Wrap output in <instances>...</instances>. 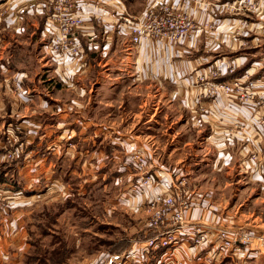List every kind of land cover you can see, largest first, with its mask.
Segmentation results:
<instances>
[{
    "label": "rangeland",
    "instance_id": "1",
    "mask_svg": "<svg viewBox=\"0 0 264 264\" xmlns=\"http://www.w3.org/2000/svg\"><path fill=\"white\" fill-rule=\"evenodd\" d=\"M118 1L123 3L126 12L105 11L94 16L109 13L117 17L116 14L121 13L138 17L140 14H134L142 9L145 2ZM29 23H33L34 27L28 26L21 34L7 28L0 30L3 37L0 60H12L9 69L12 72H25L27 84H24L37 93L28 108L14 116L10 114L8 96L0 98L6 104V108L0 110V129H9L4 133L5 137L0 133V147L4 145L6 149L5 161L7 164L19 161L33 144L20 139L12 129L13 125L35 119L34 123L43 129L42 134L45 125L52 128L61 119L51 113L57 107L65 109V113L60 115H63L66 123L78 121L76 125H60L59 134L51 133L53 137L43 145L46 169L37 177L39 181L34 176L35 180L27 181L21 191L14 188L15 184H19L16 183L17 178L21 176H13L9 179L12 183L7 182L12 194L7 201L3 199L4 195L0 197V214L6 213L9 223L17 220V227L11 224L13 231L10 236L14 237L19 232L20 238L18 244L9 247L8 260H2L0 264H92L102 254L103 264H106L110 259L108 252L127 250L134 241L144 239L143 233L137 235L135 228L146 214L131 209L139 204L141 192L135 185L132 186L126 171L119 173L120 161H115L114 155L104 158L102 163L105 167L89 169L93 171L90 175L89 167L86 169L77 155L85 152L89 158H93L94 151L99 148L104 151L98 146L99 140L90 145L84 141L80 131L87 121L110 126L113 123L116 130L132 128V134L145 139L144 144L154 152L152 158H157V164L168 168L165 177L173 182L178 176L184 177L193 198L203 196L211 202L221 198L233 201L230 207L238 210L236 216L249 213L247 221H254L252 223L264 229V188L240 173L235 158L230 165L220 168L217 152L206 140V130L187 124L186 113L176 103L163 101L153 85L134 84L126 77L124 83L116 88L115 84L121 80L117 77L120 78L121 70L126 69L118 64L121 59L119 50H125L122 41L114 44L106 54L100 50L102 55L99 52L93 55L86 75L75 80L70 88L55 75V67L47 55L50 40L47 42L41 36L36 20ZM262 53L264 55V50ZM32 108L35 110L32 111ZM73 129L76 132L70 133ZM56 134H63V139L55 140ZM111 147H114L113 144H108L105 149L111 151ZM119 152L121 150L114 148V154ZM123 169L126 170V166ZM119 177L122 184L116 183ZM180 191L182 198L184 192ZM39 195L43 196L34 198ZM12 204L25 206L13 211L10 210ZM230 209L227 207L224 213ZM20 215L21 221L17 219ZM241 264H264V257L252 256Z\"/></svg>",
    "mask_w": 264,
    "mask_h": 264
},
{
    "label": "crops",
    "instance_id": "2",
    "mask_svg": "<svg viewBox=\"0 0 264 264\" xmlns=\"http://www.w3.org/2000/svg\"><path fill=\"white\" fill-rule=\"evenodd\" d=\"M79 1L81 4L80 10L83 15H86L85 25L82 28V32L78 34L80 57L77 60L66 61L53 59L49 55V44L47 47V55L50 56L49 59H51L55 67L54 72L59 81L72 88L74 81L86 75L90 69L91 57L93 58V55H97L98 52L101 55L102 52L106 54L114 44L116 45L119 40L122 41V47L123 49L125 48V50L124 52L123 50H119L121 59L118 64L121 68L126 69L123 71L121 70L122 75L120 78L117 77V79L121 80L118 81V84H115L117 85L116 88H119V85L124 83L123 79L126 77L134 84L147 83L153 85L163 101H167L168 104L176 103L178 108L186 113L187 124L192 128L206 130V140L207 142L209 141L216 150L217 161L220 168L222 165H230L233 158H235L240 173L246 175L249 181L257 184L260 188H264V166L250 161L251 151L264 150V136L257 137L256 134L250 132L251 117L256 107H241L233 102V100L224 98L219 100L215 108L205 99H201L200 105H198V90L195 86V77L199 70L208 67H217L220 69V76L217 80L225 81L231 78V76L245 64L248 58L252 59V63L244 72H250L253 77H257L264 73V55L262 53L264 50V12L260 15L250 14L248 17L220 15L214 8L207 6L212 0H199V4L201 5L195 11L196 21L199 24L210 19L220 20L215 32H212L210 36H206V34L199 29L200 31L195 36L185 39L172 47H167L164 44L150 40H146L140 46L135 47L131 45L128 36L120 30L115 29L105 32L103 27L100 26L94 18L87 17L89 14L105 11L112 13L126 12L127 9L123 3L121 4L118 0H105L102 4L98 2L87 4L86 0ZM218 1L224 2L225 0ZM150 2L151 0H145L142 9L134 15L141 14ZM192 2L193 0L190 1L191 5ZM44 4L45 0H9L4 8H0V30L7 28L21 34L28 26L31 25L34 27L33 23H29L30 20H36L37 24L40 26L39 32L41 36L47 39L48 42L50 36L45 32L47 13L43 9ZM240 21H244L243 23L248 24L247 30L242 31L245 34L242 39L247 42L248 48L246 47L236 51L229 48L227 45L232 29L239 28L242 24ZM2 45L3 37L0 34V47ZM244 51H249L250 53L239 56V53ZM11 61L12 60L8 58L0 60V98L2 96H8L9 107L11 109V111H9L10 114L14 116L21 110L23 111L25 108H28V105L33 102L34 96L37 93L33 92L34 89H31V87L25 85L27 84L25 83L27 78L25 72H12L9 69ZM229 67L235 69L233 74L228 73ZM19 104H21L20 107H18ZM5 108L6 104L0 99V110ZM18 108H20V110H17ZM31 110L33 111L35 109L32 108ZM64 111L65 109H61L60 107L51 111L52 115H58L61 119H59L57 124L53 125L52 128L45 125L42 134L40 132H42L43 129L34 123L33 120L35 119H32V121L31 119L23 120L19 124L13 125L12 129H15L20 139L29 144H33L29 147V152L27 151L25 155L19 158V161L23 163L16 160V162L7 164L4 159L6 149L4 145L0 147V171L3 173L2 178H4V182L0 184V188L8 190L7 187L9 186L7 182H10L9 179H12L11 177L17 175L21 177L17 178L18 181L16 183L19 184H15L14 188L15 190L21 191V187L26 185L27 181H33L35 180L34 176L37 179L38 176L42 175L43 170L46 169V163L43 157V155L45 156V153L43 154V152H45V147L43 145L48 142V138L53 137L51 133L57 132V134H59L60 127L66 126L65 123L67 121L63 119V115H60L65 113ZM77 121L78 119L71 123L76 125ZM232 122L243 123L245 127L233 128V125H231ZM71 123L68 122L66 124L72 125ZM131 129L132 128L129 130H116L113 127V123L111 126L103 123H93L92 121H87L84 124V129L80 131V133H82L81 135L84 136V141H87L88 145H90L91 142L93 144L99 140L98 146L104 148V151L101 150V148H99L98 151H94L92 154L93 158H89L90 156L85 152H79L77 154L79 158L83 160L82 164H84L86 169L89 167L87 170L90 175L91 172H93L91 171L93 168L100 170L105 167L104 163H102L104 158L106 159L114 155L115 161H120L118 167L119 173L126 171L127 174L130 175L128 180H132V186L137 184L139 176L131 164L130 154L137 147L148 148V145L144 144V138L132 134ZM8 131L9 129H7V131H1L0 129V133L3 134H6ZM74 131L75 129L72 131L70 130V133H74ZM5 134L3 135L4 137ZM81 135L78 133L79 137H82ZM63 137L64 135L60 134L54 138L58 141L60 138L63 139ZM71 137L72 135L70 134L69 138ZM108 144H113L114 146L111 147V151L105 149ZM114 148H118V151L121 150V152H119V154L117 153V155L114 154ZM148 152L150 153L149 163L157 166V174H160L162 178L160 186L148 192L146 198L151 199L160 192V188L169 185L170 179L165 177L168 168L157 164V158H152L154 152L151 148H148ZM103 153H105V155ZM124 166H126V170L123 169ZM29 175L32 177H29ZM37 180L39 181V179ZM120 182L121 177L117 178L116 183L120 184ZM9 189L11 190L10 187ZM185 192L188 193L189 199L195 204L192 212L185 213V217L189 221H203L206 223L220 222L222 220H231L234 223L254 222L247 221L250 217L249 213H239V217L236 216L238 210L235 208L233 210V207H230L233 201L228 202L221 198L220 200L218 199L217 202H211L208 197L203 196L193 198L191 195L193 192L188 189V186ZM42 196L43 195L34 196V198L40 199ZM143 199V196H140L138 200L139 204L136 207L132 206L131 209L136 210L138 213H142L140 208ZM22 206H25V204H12L10 210L14 209L16 211ZM227 207L232 209L224 213ZM143 218L140 220L137 228H135L137 235L142 233L141 227L144 224ZM17 219L21 221V215ZM16 221L17 220L14 219L9 223L7 214H0V261L8 260L9 254L7 252L9 247L18 244L20 233L18 232L14 237L10 236L13 231L11 224L13 223V227H17Z\"/></svg>",
    "mask_w": 264,
    "mask_h": 264
},
{
    "label": "built area",
    "instance_id": "3",
    "mask_svg": "<svg viewBox=\"0 0 264 264\" xmlns=\"http://www.w3.org/2000/svg\"><path fill=\"white\" fill-rule=\"evenodd\" d=\"M8 1L0 0V8L6 6ZM86 1L87 4H102L105 0ZM190 1L151 0L138 17L121 13L116 14L117 17L109 13L97 17L89 14L87 17L94 18L105 32L120 30L129 37L132 46L138 47L150 40L172 47L195 36L200 30L210 36L220 21L210 19L199 24L195 11L201 4L199 0H193L191 5ZM212 2L207 6L214 8L220 15L248 17L264 12V0ZM80 6L79 0H45V32L50 36L48 51L53 59L66 61L80 57L78 34L82 32L86 16L82 14ZM240 22L239 28L232 29L227 45L236 51L247 47V42L242 39L245 36L242 31L247 30L248 24ZM234 71L233 67H229V74ZM219 76L220 69L217 67L197 72L195 86L198 90V105L201 99H205L215 108L219 100L224 98L233 100L241 107L255 106L250 132L257 137L264 136V73L254 78L246 71L240 77L225 81H218ZM231 125L233 128L245 127L240 122H232ZM148 148L139 146L131 152V164L139 175L135 187L144 198L140 208L146 214L141 227L144 239L134 241L120 255L109 254L107 257L110 259L106 264L113 261V264H220L225 259L241 264L252 256L264 257V229L255 223L189 221L185 213L192 211L195 204L184 191V188L187 189L184 177L178 176L175 182L170 180L168 186L160 188L157 195L147 199L148 192L159 187L162 181L160 174H157V166L149 163ZM250 161L264 166V150L251 151ZM7 188H0V197L4 195L6 201L12 194ZM180 190L184 192L182 198ZM103 263L104 254L99 255L92 264Z\"/></svg>",
    "mask_w": 264,
    "mask_h": 264
},
{
    "label": "trees",
    "instance_id": "4",
    "mask_svg": "<svg viewBox=\"0 0 264 264\" xmlns=\"http://www.w3.org/2000/svg\"><path fill=\"white\" fill-rule=\"evenodd\" d=\"M125 1H126V2H132L133 0H125ZM225 1H234V0H225ZM248 53H250V52H249V51H246V52L244 51V52L239 53V56H243V55L248 54ZM251 63H252V59L248 58V59L246 60L245 64H243V66H241V67L235 72V74L231 76V78L240 77L241 74H242L245 70H247V68L250 66ZM254 78H256V77H254ZM2 176H3V173H0V184L4 182V178H2ZM128 247H129V246H128ZM128 247H127V249H128ZM125 250H126V249H125ZM125 250H124V251H113V252H108V253H109L110 255H120V254H122L123 252H125ZM226 262H231V263H233L232 260H230V259H225V260H223L220 264H224V263H226Z\"/></svg>",
    "mask_w": 264,
    "mask_h": 264
},
{
    "label": "bare ground",
    "instance_id": "5",
    "mask_svg": "<svg viewBox=\"0 0 264 264\" xmlns=\"http://www.w3.org/2000/svg\"><path fill=\"white\" fill-rule=\"evenodd\" d=\"M253 134V133H252Z\"/></svg>",
    "mask_w": 264,
    "mask_h": 264
}]
</instances>
